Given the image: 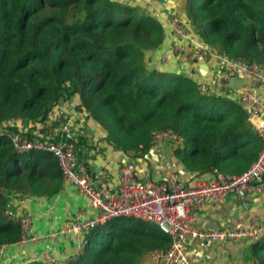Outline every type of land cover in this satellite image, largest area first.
I'll return each mask as SVG.
<instances>
[{
	"label": "trees",
	"instance_id": "16d2710c",
	"mask_svg": "<svg viewBox=\"0 0 264 264\" xmlns=\"http://www.w3.org/2000/svg\"><path fill=\"white\" fill-rule=\"evenodd\" d=\"M184 14L217 54L264 64V0H184ZM164 39L159 20L128 0H0V248L20 238L13 199L63 187L51 153H17L2 128L16 121L33 140L34 124L61 100H74L114 151L133 158L171 130L183 139L174 156L196 176L238 175L255 161L259 139L241 105L201 93L191 72L150 67ZM169 245L156 225L117 218L91 229L82 252L62 264H142ZM245 258L264 264V236Z\"/></svg>",
	"mask_w": 264,
	"mask_h": 264
},
{
	"label": "built area",
	"instance_id": "2783aa9c",
	"mask_svg": "<svg viewBox=\"0 0 264 264\" xmlns=\"http://www.w3.org/2000/svg\"><path fill=\"white\" fill-rule=\"evenodd\" d=\"M169 25L176 40L170 51L173 55L178 56L184 46L189 45L193 48L196 63L215 62L213 85L217 88L216 96L232 99L245 110L260 142L257 158L241 174L226 175L214 170L208 179H198L191 185L184 183L170 169L164 171L160 181L143 182L136 175L134 163L127 162L120 167L119 184L112 191L100 185V180L106 178L105 172L92 175L78 158L81 140L87 135L85 112L77 111L67 100L57 102L45 119L34 124L31 132L33 140L25 137L26 130L22 125L10 121L2 130L10 139L14 150L17 153L34 150L51 153L58 163L63 182L75 188L95 211V215L89 218L78 213L74 222L42 235L34 231L32 215L29 212L21 214L20 238L16 246L43 244L47 249L43 263L60 264L55 258L56 245L60 239H73L78 255L84 248L85 235L91 229L117 218H133L152 223L169 237L170 245L167 250L150 253L149 259L153 264H196L187 254V247L192 242L203 245L205 242L246 240L252 243L264 236V222L247 231L201 230L195 225L206 203L221 205L230 195L264 193V64H249L217 54L195 36L189 21L181 14H172ZM234 77L253 80L260 88L258 91L232 92L229 81ZM199 90L203 94L210 93L205 84H199ZM12 128L16 130L12 131ZM182 144L183 139L179 135L165 130L153 134L149 151L165 146L174 151Z\"/></svg>",
	"mask_w": 264,
	"mask_h": 264
},
{
	"label": "crops",
	"instance_id": "0c3cea01",
	"mask_svg": "<svg viewBox=\"0 0 264 264\" xmlns=\"http://www.w3.org/2000/svg\"><path fill=\"white\" fill-rule=\"evenodd\" d=\"M126 1V0H125ZM132 5L144 9L162 24L165 39L162 46L149 57V65L161 72L184 74L192 73L195 82L208 86L209 92L217 95V88L213 85L215 62L196 63L193 48L184 46L178 56L170 51L175 44L171 34L169 19L172 14H181L184 17V0H128ZM191 31L192 27H191ZM194 33V32H193ZM195 34V33H194ZM195 36L199 38L196 34ZM232 92L239 90H259V85L253 80L234 77L229 81ZM74 101V100H73ZM68 101L70 104H75ZM86 137L83 138L79 160L84 163L92 175L106 173V178L100 180L103 188L114 191L119 184V169L127 163L133 162L135 172L141 181H160L166 169L172 170L186 184L191 185L198 179H208L212 173L196 176L189 172L176 159L174 151L165 146L159 150L149 151L142 158H133L116 152L105 141V132L93 121L86 119ZM260 146L258 142L256 147ZM223 174V173H222ZM237 175V173H232ZM229 175V174H226ZM13 209L17 217L25 212L32 215L33 228L37 234H47L59 230L62 226L76 220L78 213L85 217H93L95 211L88 201L72 186L63 182L61 191L48 198L29 197L22 200L13 199ZM264 222V193L233 196L226 198L221 205L206 203L199 213L195 225L201 230H251ZM250 245L249 241L237 240L220 243L205 242L203 245L192 242L187 247L188 257L196 264H252L245 258V252ZM47 252L43 244L32 247L8 246L2 248L0 264H26L31 261H43ZM77 254L76 242L70 238H62L56 245V259L60 264L70 260ZM142 264H153L149 256Z\"/></svg>",
	"mask_w": 264,
	"mask_h": 264
},
{
	"label": "water",
	"instance_id": "95a60500",
	"mask_svg": "<svg viewBox=\"0 0 264 264\" xmlns=\"http://www.w3.org/2000/svg\"><path fill=\"white\" fill-rule=\"evenodd\" d=\"M166 0H161V3L165 4Z\"/></svg>",
	"mask_w": 264,
	"mask_h": 264
},
{
	"label": "rangeland",
	"instance_id": "374dc122",
	"mask_svg": "<svg viewBox=\"0 0 264 264\" xmlns=\"http://www.w3.org/2000/svg\"><path fill=\"white\" fill-rule=\"evenodd\" d=\"M230 118H232V117H230ZM228 121H231L230 119H228Z\"/></svg>",
	"mask_w": 264,
	"mask_h": 264
}]
</instances>
